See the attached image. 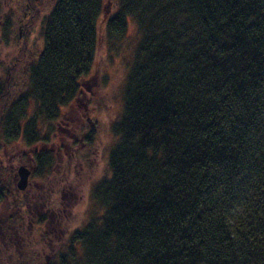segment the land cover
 I'll return each instance as SVG.
<instances>
[{"label":"trees","instance_id":"16d2710c","mask_svg":"<svg viewBox=\"0 0 264 264\" xmlns=\"http://www.w3.org/2000/svg\"><path fill=\"white\" fill-rule=\"evenodd\" d=\"M108 2L55 0L24 93L8 105L12 71L0 85V149L22 144L0 165V205L15 207L0 218V264H264V0H115L102 34L114 45L133 23L139 42L108 174L81 229L49 224L70 180L60 157L97 136L80 96ZM24 150L53 197L21 196Z\"/></svg>","mask_w":264,"mask_h":264},{"label":"rangeland","instance_id":"374dc122","mask_svg":"<svg viewBox=\"0 0 264 264\" xmlns=\"http://www.w3.org/2000/svg\"><path fill=\"white\" fill-rule=\"evenodd\" d=\"M30 1L34 5L32 10L28 4ZM54 2L55 0H0V85L5 84L9 72L12 71V79L16 86L8 105H11V100L17 95L24 93L23 87L27 82L26 73L43 49V25ZM114 5L115 0H109L107 3V12L103 15L99 25L100 40L96 61L91 74L82 81L80 103L89 106V122L96 126L95 142L89 148L85 147L86 149L84 148L81 154L77 153L79 157L76 161L72 160L73 162L69 161L65 164L67 159L60 157L63 164L58 172L64 176L70 175V180L59 193L45 191L47 187L41 185L32 176L35 169L28 162L26 150L23 151L25 156L16 164L17 173L21 167L31 172L28 186L21 194L22 197L40 198L44 195L48 198L53 197L54 194L58 202L62 198L61 211L55 207L52 208L53 215L49 224L53 228L57 222L61 221L64 226L65 222L68 223L66 227L75 231L89 222L91 211L94 209L90 197L91 190L108 174V157L117 140L112 133V125L123 112V89L132 56L139 42V34L133 23L122 41L114 45L106 41L102 28L106 19L115 13ZM66 112L67 116L75 115L73 110ZM21 146L22 144L19 146L1 144L0 165L3 168L7 169V166H11L13 160L17 158L14 154ZM68 157H72L70 151ZM18 181L19 175H17L16 185ZM57 184L56 180L54 185ZM9 209L7 206L3 207V204L0 205L1 219L5 220L8 213L11 210L14 211L15 207ZM49 224L45 223L40 230L46 229ZM44 244L45 242L43 244L36 242L32 244V247H36L34 250L39 251ZM52 245L54 248H61L59 244ZM66 248L62 250L66 252ZM6 257L7 253L4 254L2 260L4 261Z\"/></svg>","mask_w":264,"mask_h":264},{"label":"water","instance_id":"95a60500","mask_svg":"<svg viewBox=\"0 0 264 264\" xmlns=\"http://www.w3.org/2000/svg\"><path fill=\"white\" fill-rule=\"evenodd\" d=\"M18 175H19V181L17 184L18 190L25 191L29 183V177L31 175V172L28 169L21 167L18 170Z\"/></svg>","mask_w":264,"mask_h":264}]
</instances>
